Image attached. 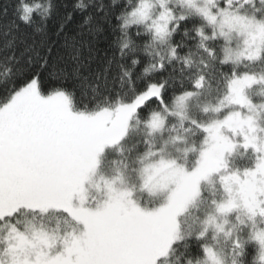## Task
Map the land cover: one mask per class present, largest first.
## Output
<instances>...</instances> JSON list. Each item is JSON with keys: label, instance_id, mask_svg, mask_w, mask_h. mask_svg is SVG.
Returning a JSON list of instances; mask_svg holds the SVG:
<instances>
[{"label": "snow or ice", "instance_id": "1", "mask_svg": "<svg viewBox=\"0 0 264 264\" xmlns=\"http://www.w3.org/2000/svg\"><path fill=\"white\" fill-rule=\"evenodd\" d=\"M0 264H264V0H0Z\"/></svg>", "mask_w": 264, "mask_h": 264}]
</instances>
